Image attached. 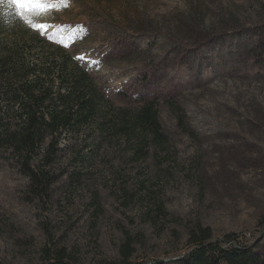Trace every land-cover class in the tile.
<instances>
[{
	"label": "rangeland",
	"instance_id": "obj_1",
	"mask_svg": "<svg viewBox=\"0 0 264 264\" xmlns=\"http://www.w3.org/2000/svg\"><path fill=\"white\" fill-rule=\"evenodd\" d=\"M194 15L198 45L177 33ZM38 22L49 28L0 6V30L62 48L113 108L154 101L168 144L133 163L123 141L63 134L40 196L0 147V264L60 251L68 264H119L127 236L131 264L174 263L197 226L264 253V0H68Z\"/></svg>",
	"mask_w": 264,
	"mask_h": 264
},
{
	"label": "trees",
	"instance_id": "obj_2",
	"mask_svg": "<svg viewBox=\"0 0 264 264\" xmlns=\"http://www.w3.org/2000/svg\"><path fill=\"white\" fill-rule=\"evenodd\" d=\"M177 29L181 38L186 37L185 41L193 45L207 37L195 15L180 19ZM28 35L26 31L11 38L7 30H0L4 40L10 38L0 40V147L15 158L33 194L40 196L49 186L46 168L56 161L63 134L78 141L92 131L99 142L106 136L123 141L133 163L167 146L154 101L138 96L132 108H113L90 73L70 54ZM33 44L40 45L42 51ZM211 234L209 228L197 226L189 232L188 254L174 263L150 264H264L258 244L242 245L235 234L213 241ZM132 243L127 236L120 248L119 264H131ZM56 254L47 257V264H68L61 251Z\"/></svg>",
	"mask_w": 264,
	"mask_h": 264
},
{
	"label": "snow or ice",
	"instance_id": "obj_3",
	"mask_svg": "<svg viewBox=\"0 0 264 264\" xmlns=\"http://www.w3.org/2000/svg\"><path fill=\"white\" fill-rule=\"evenodd\" d=\"M67 4L68 0H0V6L11 10L25 24L40 32L48 29L49 25L39 23L38 18L67 7Z\"/></svg>",
	"mask_w": 264,
	"mask_h": 264
}]
</instances>
